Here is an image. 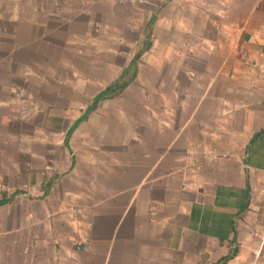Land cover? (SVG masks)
<instances>
[{"label": "crops", "instance_id": "obj_1", "mask_svg": "<svg viewBox=\"0 0 264 264\" xmlns=\"http://www.w3.org/2000/svg\"><path fill=\"white\" fill-rule=\"evenodd\" d=\"M215 1L199 23L182 8L187 41L162 40L132 114L101 101L135 64L93 100L135 56L93 91L37 62L93 40L67 25L116 0L33 1L31 17L0 0V264H264V0Z\"/></svg>", "mask_w": 264, "mask_h": 264}, {"label": "rangeland", "instance_id": "obj_2", "mask_svg": "<svg viewBox=\"0 0 264 264\" xmlns=\"http://www.w3.org/2000/svg\"><path fill=\"white\" fill-rule=\"evenodd\" d=\"M33 1L43 4L44 0H13L14 5L18 4L21 8V17L34 16L33 9H27V6L32 5ZM120 2H131L130 8L118 9L122 4ZM161 2L162 0H116L115 3L120 4L116 6L117 9H86L91 12L86 14L85 18L80 17L79 21L75 20L67 27L69 31H75L76 28L77 33L81 32L87 36L93 34V40L86 39L84 36L83 39L78 37L72 43L68 42L67 45L61 43L59 47L50 46L47 48L49 51L47 62L45 63L43 59L37 62L48 67L47 73L50 75L49 80L53 86L61 83L67 85L81 83L88 91H93L113 81L121 73L129 59L135 56L136 61L129 66L128 72L124 76L121 74L118 78L119 81L126 80L129 77L128 73H131L136 65L138 69L128 84L129 88H126L122 94H117L101 102L122 103L126 99L134 104L129 103L128 112L138 113L140 108L138 104L142 99L140 87L152 85L147 81L150 80V77H144V75L146 71L152 72L150 67L155 64L154 57L161 49L162 40L169 44L173 39L187 41L184 32L182 34L178 32L179 30L183 31L180 22L182 8L186 9L189 5L195 7L197 11L195 18L199 23L201 21L199 13L204 11L202 9L205 8V5H210L209 0H170L169 6H174V9H165L166 7L157 9ZM210 2L218 4L215 0H210ZM94 17L98 21L92 30L93 22L91 20ZM168 48L167 52L172 53L171 47L168 46ZM111 50L114 51L113 54H111ZM40 72L42 70H38L36 80L41 77L38 75ZM140 72L143 76L140 75ZM154 76L151 80L153 83L155 82ZM90 95L91 93L87 94V96ZM104 108L107 110L108 106Z\"/></svg>", "mask_w": 264, "mask_h": 264}, {"label": "trees", "instance_id": "obj_3", "mask_svg": "<svg viewBox=\"0 0 264 264\" xmlns=\"http://www.w3.org/2000/svg\"><path fill=\"white\" fill-rule=\"evenodd\" d=\"M127 82H128L127 80H123V81L115 80L111 84L107 85L104 89H102L97 95H95L93 103L95 104L96 101L103 95L111 94L112 92H117L122 87H124L127 84Z\"/></svg>", "mask_w": 264, "mask_h": 264}]
</instances>
